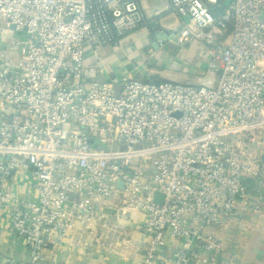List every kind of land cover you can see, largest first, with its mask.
<instances>
[{"label": "built area", "instance_id": "1", "mask_svg": "<svg viewBox=\"0 0 264 264\" xmlns=\"http://www.w3.org/2000/svg\"><path fill=\"white\" fill-rule=\"evenodd\" d=\"M168 1L172 43L203 44L215 80L96 78L85 51L145 26L143 0H0V210L28 256L0 264H44L68 236L104 248L131 215L140 264H221L214 231L262 210L264 0Z\"/></svg>", "mask_w": 264, "mask_h": 264}, {"label": "crops", "instance_id": "2", "mask_svg": "<svg viewBox=\"0 0 264 264\" xmlns=\"http://www.w3.org/2000/svg\"><path fill=\"white\" fill-rule=\"evenodd\" d=\"M168 3V0H143L142 7L147 14L145 26L125 36L117 46L102 47L96 52L85 51L84 63L95 67L99 81L124 77H138L146 81L159 77L158 81H166L165 77H177L197 85L216 79L218 71L209 72L203 44L194 42L179 47L172 43L178 19L166 10ZM154 9L164 12L153 18ZM161 34L171 36L162 40L158 38ZM153 43L157 44L156 48ZM139 46L144 47L142 57L136 54ZM134 55L139 64L130 66L129 61ZM148 58L160 62L158 71L145 68L144 59ZM168 67L170 70H167ZM261 159L264 162V152ZM32 183L30 173L20 168L11 177L9 189L28 197ZM139 222V215H131L120 223H114L117 231L110 234L111 239H101L104 248H99L95 239L87 236L53 239L44 251V264H140L142 235ZM226 222V226L214 231L224 243L221 264H264V206L258 214L235 212L226 217ZM8 227V217L0 210V263L27 261L25 246L8 231ZM167 243L168 247H177L175 241L168 240Z\"/></svg>", "mask_w": 264, "mask_h": 264}, {"label": "rangeland", "instance_id": "3", "mask_svg": "<svg viewBox=\"0 0 264 264\" xmlns=\"http://www.w3.org/2000/svg\"><path fill=\"white\" fill-rule=\"evenodd\" d=\"M143 49H144V47L143 46H139L138 48H137V52H136V54L138 55V56H141L142 57V55H143ZM137 57L134 55V56H131V59H130V61H129V63H130V66H135V65H138L139 64V61L136 59ZM144 61H146L145 63H143V65L145 66V68H148V70H159V66H161L160 65V62H156L155 61V59H152V58H148L147 60H145L144 59ZM129 68V67H128ZM171 68V67H170ZM167 70H170L169 69V67H168V69ZM163 72V71H162ZM125 78V77H124ZM133 78H137V79H139L138 77H133ZM166 79H168V80H166V81H168V82H174V83H184V84H188L187 83V79H185V80H183V81H181L180 80V78H177V77H165ZM153 80H152V82H156V81H158V80H160L159 79V77H154V78H152ZM143 80V79H142ZM180 81V82H179ZM160 82H162V81H160ZM193 85H195V84H193Z\"/></svg>", "mask_w": 264, "mask_h": 264}, {"label": "water", "instance_id": "4", "mask_svg": "<svg viewBox=\"0 0 264 264\" xmlns=\"http://www.w3.org/2000/svg\"><path fill=\"white\" fill-rule=\"evenodd\" d=\"M169 36H171V35H168V37H166L165 35L161 34L160 37H158V38L159 39L161 38L162 40H166V39L169 38ZM152 46L154 48H156L157 47V44L156 43H153ZM118 186H121V183H118ZM154 198H155V200H158L160 198V195L158 193H156Z\"/></svg>", "mask_w": 264, "mask_h": 264}, {"label": "trees", "instance_id": "5", "mask_svg": "<svg viewBox=\"0 0 264 264\" xmlns=\"http://www.w3.org/2000/svg\"><path fill=\"white\" fill-rule=\"evenodd\" d=\"M158 82H160V81H158Z\"/></svg>", "mask_w": 264, "mask_h": 264}]
</instances>
